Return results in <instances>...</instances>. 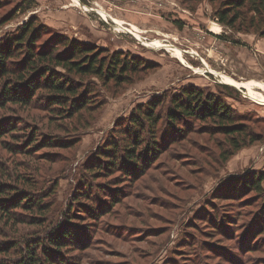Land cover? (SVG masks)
Wrapping results in <instances>:
<instances>
[{
    "label": "rangeland",
    "instance_id": "rangeland-1",
    "mask_svg": "<svg viewBox=\"0 0 264 264\" xmlns=\"http://www.w3.org/2000/svg\"><path fill=\"white\" fill-rule=\"evenodd\" d=\"M22 2L0 0V37L35 18L38 25L54 31L42 41L49 42L51 35L60 33L110 52L144 57L150 65L135 75L132 83L118 88L112 83L107 88L100 85L107 103L99 113L82 112L52 124L44 111H34L43 123L68 131L67 136L78 134V146L66 150L56 145L40 147L34 151L36 156L28 158L14 156L7 149L12 142L0 140V162L10 166L13 162L15 179L30 176L32 170L33 176L38 171V177L34 176L38 182L58 178L52 221L63 218L60 210L78 188L75 179L81 176L90 155L117 133L137 106L157 99L170 105L185 87L218 92L220 84L232 82L229 86L241 91L236 89L237 100L228 98V103L239 113L249 114L255 120L252 130L264 136V37L238 25L230 30L220 24L215 17L220 0H34L33 7L20 11ZM100 12L106 14L101 17ZM15 13L16 17L1 25L4 16ZM134 28L141 36L130 33ZM153 42L166 49L151 45ZM16 112L14 119L26 120L21 111ZM9 113L0 111L1 116ZM96 115L91 125L89 118ZM194 126V132L170 142L158 161L145 170L135 174L131 169L130 178L120 172L96 177L97 182L110 183L121 191L119 200L104 197L108 207L113 204L108 213L77 219L83 225L78 230L91 224L81 234L86 242L62 253L69 260L66 264H264V252L259 251L262 246L257 250L264 234L255 236L257 229L250 223L257 211H252L254 217L246 216L252 194L225 189L238 177L264 172V138L224 161L222 149L231 148L225 138L204 130L200 122ZM244 200L246 203H241ZM30 229L18 226L8 231V237L23 236ZM3 256L0 264L19 262Z\"/></svg>",
    "mask_w": 264,
    "mask_h": 264
},
{
    "label": "trees",
    "instance_id": "trees-1",
    "mask_svg": "<svg viewBox=\"0 0 264 264\" xmlns=\"http://www.w3.org/2000/svg\"><path fill=\"white\" fill-rule=\"evenodd\" d=\"M34 3V0H23L18 8L24 11ZM2 5L0 3V8ZM14 17L16 13L4 16L1 25ZM215 17L230 30H236L238 25L246 32L254 30L264 37V0H220ZM53 32L38 25L33 18L16 31L0 37V111L10 112L0 115V140L12 142L7 149L14 156L33 158L34 151L40 147L56 145L66 150L78 146L79 135L67 136L69 132L53 126V121L73 119L82 112L99 113L107 103L100 85L107 88L112 83L114 88L121 87L150 68L144 57L123 51L110 52L60 33L51 35L49 42L42 41L45 35ZM220 37L225 39V36ZM219 87L218 92L198 86L185 87L172 98L170 105L157 99L137 106L117 133L90 155L81 176L75 179L78 188L72 191L69 201L60 210L61 220L50 219L53 209H57L58 178L38 182L34 179L38 171L33 176L32 170L30 176L18 175L15 179L11 173L13 162V166L0 162V256L19 261L17 264L68 263L62 253L83 245L86 238L81 234L86 233V227L91 224L78 230L83 225L77 219L83 220L86 215L100 218L101 213H108L113 204L108 207L104 197L119 200L121 191L112 188L110 183L97 182L96 177L120 172L128 179L131 169L135 174L139 169L145 170L170 142L179 141L185 132H194L198 122L205 126L204 130L225 138L224 142L231 148L222 149L224 161L230 160L247 144L263 140V135L252 130L255 120L228 103V98L237 100L235 94L239 92L236 89L241 91V88L224 84ZM17 110L26 120L13 118ZM34 111H44L52 124L43 123ZM96 117L89 118L91 125ZM14 180L16 182H12ZM225 189L233 194H252L247 204L251 210L246 216L254 217L252 211H257L250 223L257 229L255 236L260 232L264 234V172L238 177ZM253 194L260 200L256 201ZM94 205H99L100 209ZM213 223L219 225L217 221ZM21 225L32 227L24 233L30 237L9 239L8 231ZM258 245L257 250L262 246L259 251L264 252V240Z\"/></svg>",
    "mask_w": 264,
    "mask_h": 264
},
{
    "label": "crops",
    "instance_id": "crops-1",
    "mask_svg": "<svg viewBox=\"0 0 264 264\" xmlns=\"http://www.w3.org/2000/svg\"><path fill=\"white\" fill-rule=\"evenodd\" d=\"M104 13H105V12H100L101 17H102V15H104ZM105 14H106V13H105ZM103 19H104V18H103ZM116 22L119 24L120 30L123 29V27L121 26L122 23L119 22V21H116ZM214 29H215V30H217V29L219 30V27L214 25ZM130 31L135 35V37H136V35L141 36V32H140L138 29H136V28H134V30H130ZM156 41H160V40H156ZM187 67H189L190 69H193V68L190 67V66H187ZM214 72L218 74V72H216V71H214ZM222 77H223V79H225V80L229 78L228 76H225V75H222ZM226 84L233 85L234 83L229 82V83H226Z\"/></svg>",
    "mask_w": 264,
    "mask_h": 264
},
{
    "label": "bare ground",
    "instance_id": "bare-ground-1",
    "mask_svg": "<svg viewBox=\"0 0 264 264\" xmlns=\"http://www.w3.org/2000/svg\"><path fill=\"white\" fill-rule=\"evenodd\" d=\"M151 45H157V47H159V48H165L166 49V47H164L162 44H158L156 42H153Z\"/></svg>",
    "mask_w": 264,
    "mask_h": 264
},
{
    "label": "built area",
    "instance_id": "built-area-1",
    "mask_svg": "<svg viewBox=\"0 0 264 264\" xmlns=\"http://www.w3.org/2000/svg\"><path fill=\"white\" fill-rule=\"evenodd\" d=\"M130 33H132V32H130ZM133 34V33H132Z\"/></svg>",
    "mask_w": 264,
    "mask_h": 264
}]
</instances>
